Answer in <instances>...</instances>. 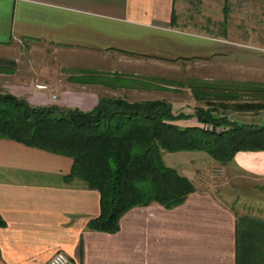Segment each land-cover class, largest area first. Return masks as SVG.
I'll list each match as a JSON object with an SVG mask.
<instances>
[{"label":"crops","instance_id":"1","mask_svg":"<svg viewBox=\"0 0 264 264\" xmlns=\"http://www.w3.org/2000/svg\"><path fill=\"white\" fill-rule=\"evenodd\" d=\"M263 42L264 0H0V63L17 60L23 46L43 51L35 55L47 89L14 94L36 106L93 109L95 90L55 80H72L74 70L131 76L151 62L244 59ZM234 163L264 179V151L240 152ZM72 166L0 139V264H47L58 252L76 264H264V205L237 208L198 188L177 207H135L117 232L97 231L90 222L101 195L66 179Z\"/></svg>","mask_w":264,"mask_h":264},{"label":"trees","instance_id":"2","mask_svg":"<svg viewBox=\"0 0 264 264\" xmlns=\"http://www.w3.org/2000/svg\"><path fill=\"white\" fill-rule=\"evenodd\" d=\"M0 139L72 159L66 179L83 180L101 195V213L90 228L114 233L131 209L152 203L174 208L196 192L166 164L164 153L203 152L226 165L240 152L264 151V124L237 122L204 107L175 114L165 100L101 96L89 111L36 106L0 90Z\"/></svg>","mask_w":264,"mask_h":264},{"label":"rangeland","instance_id":"3","mask_svg":"<svg viewBox=\"0 0 264 264\" xmlns=\"http://www.w3.org/2000/svg\"><path fill=\"white\" fill-rule=\"evenodd\" d=\"M233 7L237 15V8L242 9L243 4L238 2ZM253 33L254 31L252 35ZM254 41L253 38L247 40L251 43ZM252 47L259 48L257 45ZM22 48L17 49L13 55L19 56L16 57L17 60L0 63L1 91L13 92V95L29 94L42 84V60L35 54L40 55L43 51L24 46ZM256 50H248L253 53L252 56L232 58L230 61L167 62L160 65L145 63L141 68L137 67L130 72L136 74L131 76H125L116 70L118 74L113 78L104 76L103 72H90L82 77L80 71L74 70L72 80L62 76H55V80L65 83L68 80V86L74 90L93 89L99 97L122 98L132 103L165 100L172 104L175 114H193L196 109L204 107L211 108L216 116L262 125L264 48ZM46 59L47 56L43 61L45 64L50 63L55 67L54 61ZM192 122H196V119ZM221 130L225 128H220L219 131ZM164 158L168 166L187 177L196 189L212 191L237 208L245 206L259 210L264 205V179L243 172L234 161L222 165L203 152L164 153Z\"/></svg>","mask_w":264,"mask_h":264},{"label":"built area","instance_id":"4","mask_svg":"<svg viewBox=\"0 0 264 264\" xmlns=\"http://www.w3.org/2000/svg\"><path fill=\"white\" fill-rule=\"evenodd\" d=\"M39 89H47L46 86H38ZM55 98V96H53ZM47 264H76L65 253L58 252Z\"/></svg>","mask_w":264,"mask_h":264}]
</instances>
